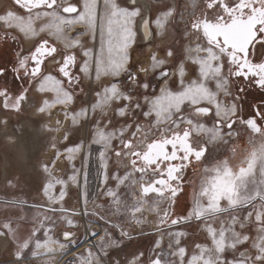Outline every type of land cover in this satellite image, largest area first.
<instances>
[{"label":"rangeland","instance_id":"1","mask_svg":"<svg viewBox=\"0 0 264 264\" xmlns=\"http://www.w3.org/2000/svg\"><path fill=\"white\" fill-rule=\"evenodd\" d=\"M213 1L141 0L139 5L128 7L127 0H102L100 9L96 10L97 0H93L89 8L95 11L89 16V22L85 26L63 23L57 37L49 28L54 23V14L57 18L75 16L81 11L83 0H56L51 8L34 10L0 0V25L15 32L20 52H30L45 38L59 47V56L67 52L76 55L82 82L77 91L65 84L55 72L61 58L58 57L22 93L16 108L7 109L0 102L3 119L0 124L15 129V138L11 141L0 136V170L5 161L10 164L0 172V189L9 188L16 194L0 193V198H12L24 208L29 207L23 204L46 202L58 205L52 208L77 211L83 204L102 215L106 224L97 243L100 254L84 248L65 256L59 231L55 235L48 232L50 227L39 230L28 224L24 227L19 219L13 228L10 218L0 217V232L4 234L8 229L11 239L26 241L24 244L28 245L15 261L5 257V253L0 255V264H187L190 257H196L195 264H233V261L264 264V208L249 204L238 211L177 224L184 217L175 218L171 213L170 190L156 184L151 193L142 192L143 186L166 176V167H150L138 158L131 159L133 151L140 155L151 141L168 134H178L194 148L207 149V158L203 160L226 154L235 135L229 124L234 118L231 106L236 98L226 58L205 40L200 29L202 20L213 19L218 14L217 6L209 5ZM226 1L230 4L236 0ZM67 3L78 5V11L70 15L63 13L62 6ZM146 4L155 40L150 45L141 44L143 39L138 32L137 16L145 14ZM96 14L107 21L108 37L96 35L93 23ZM18 19H30L29 35L20 31ZM26 48L30 49L25 51ZM126 58L129 59L127 68L118 77L114 76V67L124 64ZM164 68H169V74L159 81L156 73ZM45 75L53 77V86L58 92L37 90ZM115 81L119 83L120 97L109 99L106 93ZM162 88L164 94H191V99L178 106L167 101L155 103ZM202 107L210 108L212 113H198L197 109ZM54 114L58 115L55 127L52 125ZM26 118L38 130L35 136L26 132L32 139L31 146L23 140L24 151L18 153L13 142L16 143L21 132L24 134L22 125ZM63 119L67 123H62ZM194 127H204L205 134L193 131ZM85 146L89 151L87 158L83 152ZM50 151L51 158L47 161L44 155ZM227 161L232 162L233 158ZM59 163L63 164L62 168ZM239 179L243 184L241 204L245 201L243 198L264 191L263 180L255 190L247 187V174ZM81 193L85 195L83 203L79 198ZM59 203H63L61 207ZM198 206L206 208L202 204ZM54 215L63 229H81V219L74 214L63 211ZM82 239L79 237L77 242Z\"/></svg>","mask_w":264,"mask_h":264},{"label":"flooded vegetation","instance_id":"2","mask_svg":"<svg viewBox=\"0 0 264 264\" xmlns=\"http://www.w3.org/2000/svg\"><path fill=\"white\" fill-rule=\"evenodd\" d=\"M6 1L24 10L25 7L34 10L32 6L35 5H39L36 9L44 8L49 2V0H31V3L24 0ZM209 5L212 8L217 6L218 14L215 18L206 20L209 25L205 26L204 30L202 28L204 20H202L200 29L205 40L227 60L229 80L236 98L235 104L231 106V116L234 115V118L229 128L233 129L235 135L225 150L226 154H221L220 158L214 160H203L208 155L207 149L194 148L190 145L196 155L185 158L184 174L181 179L177 182L178 172L176 179L168 185L170 192L176 191L172 201V214H175L176 207L181 204L179 201L186 203L187 207L183 209L185 212L191 209L187 177L199 173L201 169L210 175L208 178L210 185L205 192L209 191L208 195L211 197L225 195L240 198L242 187L239 189L235 185L241 183L239 179L241 175L247 174L250 189L256 190L260 186L257 183H261L262 180L264 183V0H236L230 4L226 0H214ZM29 49L26 48L25 51ZM58 57L61 58L57 61L56 74L62 77L69 88L79 90L82 82L77 72L78 58L74 53L67 52L59 56V47L45 38L40 39L30 52H20V42L15 32L6 30L0 25L1 104L7 109L16 108L15 104L17 100L20 102L22 93L37 78H41L48 63ZM197 112L209 115L212 110L198 108ZM192 130L195 131L194 128ZM205 130V128L201 130V133L205 134L203 132ZM180 139L182 140V137L178 134H168L165 138L158 140L166 141V148L171 152L173 147L177 148ZM140 155L131 154V159L142 160ZM229 158H233V161H227ZM175 162L177 161L173 164ZM154 166L166 167V164H153L152 167ZM219 168H223V171H219ZM204 185L205 183L203 188L206 189ZM172 186H175V189L172 190ZM249 204L264 208V191L255 192ZM242 205L232 204L222 209L212 210L206 215L220 216L238 211L243 207Z\"/></svg>","mask_w":264,"mask_h":264},{"label":"bare ground","instance_id":"3","mask_svg":"<svg viewBox=\"0 0 264 264\" xmlns=\"http://www.w3.org/2000/svg\"><path fill=\"white\" fill-rule=\"evenodd\" d=\"M92 1L93 0H83V3H82V9H81V11H79L78 12V14L77 15H75V16H70V17H60V18H57L56 17V14H54V23H52L51 25H50V29H51V32H53V34H55L57 37H59V31H60V28H61V26H62V24L63 23H69V24H73L74 23V26L75 25H83V26H85L84 24H85V22H89V21H87V20H89L88 18H89V16L95 11V8H93L92 9V11L90 10V3H92ZM101 1L102 0H97V3H96V5L95 6H97L96 7V10H99L100 9V3H101ZM128 1V4H127V6L128 7H134V6H136V5H139V3L141 2V0H127ZM92 6H93V3H92ZM90 7V8H89ZM145 7V9H146V11L144 10V9H142V11L144 12L145 11V14L142 16V17H140V15L139 16H137L138 17V19H137V21H138V32H139V34L141 35L140 36V38H141V40L143 39V42H141V44H148V45H150L151 43V41L153 42L154 41V34H153V29H152V27H151V25H150V20H149V8H148V6H147V4L144 6ZM136 9H139V6H138V8H136ZM149 11V12H148ZM65 14H67V13H65ZM70 14H72V13H70ZM70 14H67V15H70ZM101 14V13H100ZM100 14H96L97 15V17H96V19H95V21H93V23H95V25H94V31H95V33H96V35H98V37H99V35H100V37H103L104 36V34H106L105 32V30H106V23H107V21L105 20V18H103V16H100ZM94 15V14H93ZM92 15V16H93ZM151 16V15H150ZM13 17V16H12ZM140 17V18H139ZM107 19V18H106ZM16 21V20H15ZM17 25H18V28L20 29V31H22L23 33H26V34H30L29 32L31 31L30 30V27L32 26L31 25V22H30V19H28V20H26V21H20L19 19L17 20ZM67 25V24H66ZM88 25V24H87ZM64 26V25H63ZM69 26V25H68ZM67 27V26H66ZM80 27V26H79ZM68 28V27H67ZM90 28V27H89ZM89 28H87V29H89ZM92 28V27H91ZM61 32V31H60ZM108 33V32H107ZM107 35V34H106ZM97 37V36H96ZM97 37V38H98ZM107 37H108V35H107ZM94 38V37H93ZM99 39V38H98ZM101 40V39H100ZM103 43V42H102ZM122 43V42H121ZM127 45V44H126ZM125 50V49H124ZM121 51V50H120ZM86 54V53H85ZM124 55V54H123ZM128 57V56H127ZM129 58V57H128ZM128 58H126V61H125V63L123 64V62H122V64L124 65L123 67H122V64L121 65H117V67H114V65H115V63H114V65H113V67H114V69H113V74H114V76H116V77H118L119 76V74L123 71V70H125L126 68H127V65H128ZM124 59V58H123ZM101 60V59H100ZM120 60V59H119ZM116 61V60H115ZM121 61V60H120ZM119 62V61H118ZM117 63V62H116ZM98 64V63H97ZM50 65V64H49ZM99 67H98V69L99 70H101V68L102 67H100L101 65H98ZM112 67V68H113ZM125 67V68H124ZM84 68H85V66H84ZM84 68H82V69H84ZM91 68V67H90ZM87 70H88V68H87ZM53 77H51L50 75H45V79H44V81H42V82H40L39 84H38V86H37V90L39 91V92H41L42 93V91L43 90H45L46 91V89H51V90H53V91H55V92H58V90L53 86V84H55V82L53 83V79H52ZM56 81H57V79H55ZM54 80V81H55ZM113 87H111L110 88V90L106 93V97L107 98H115V99H118L119 97H120V95H119V83L117 82V81H115V84L114 85H112ZM163 90H161V91H159V95H158V97L156 96V102L155 103H158V104H162V102L163 101H167V104L169 103V104H173V105H176V106H178L180 103H182V101H186V99L187 98H190L191 96V94H184V95H177L176 93V95H174V93H172L171 92V94H169V95H167V94H164V88H162ZM61 91V90H60ZM169 91V90H168ZM167 91V92H168ZM62 92V91H61ZM166 93V92H165ZM162 94V95H161ZM118 95H119V97H118ZM105 97V98H106ZM191 99V98H190ZM214 99V98H213ZM58 100H59V98H58ZM60 102H61V100H59ZM216 102V101H215ZM215 102H213V103H215ZM183 104V103H182ZM46 105H49V104H46ZM181 105V104H180ZM49 107V106H48ZM64 107H66V106H64ZM160 107V106H159ZM158 107V108H159ZM43 108V107H42ZM51 108H53V106H51ZM202 108H207V107H202ZM160 109V108H159ZM42 110V109H41ZM167 110V109H166ZM48 111V110H47ZM56 111V110H55ZM158 111V110H157ZM218 111V110H217ZM216 111V112H217ZM48 112H50V111H48ZM60 112V111H59ZM215 112V113H216ZM219 112V111H218ZM58 113V112H57ZM56 113V114H57ZM159 113V112H158ZM1 114L2 113H0V121H2L3 119H1L2 117H1ZM52 114V113H51ZM77 115V114H76ZM160 115V114H159ZM58 115H55L54 114V116H53V122H52V125L58 120V117H57ZM60 114H59V119H60ZM88 116V115H87ZM62 117H63V115H62ZM70 117V116H69ZM74 117V116H73ZM90 118V117H89ZM79 119V118H78ZM62 120V119H61ZM71 120V119H70ZM74 120V119H73ZM4 121H5V119H4ZM67 121H68V119H67ZM75 121H77V120H74V122ZM31 120L30 119H25L24 120V123H23V128H24V134L21 132V134H20V136H18L19 138H17V140H16V143L15 142H13L14 144H15V148H16V151L18 152V153H22L23 151H24V148L22 147V141L24 140V141H26V142H28L29 143V146H31V141H32V139L31 138H29V136H35V134H36V132H37V128H35V127H37V126H34L33 124H31ZM69 122V121H68ZM62 123H67V122H65V120L63 119V121H62ZM51 125V124H50ZM63 126H64V124H62ZM54 126V125H53ZM55 127V126H54ZM194 130L195 131H197L198 133H199V131L201 132V130H204V128L203 127H194ZM56 131V130H55ZM14 132H15V129L14 128H12V127H9V125H7V124H0V136H5V138H7L8 140H13V137H14ZM26 132L29 134V136L27 137V134H26ZM87 132L84 134L83 133V135L86 137L87 136ZM94 134V133H93ZM100 134V133H99ZM98 135V134H97ZM102 135V134H101ZM15 138V137H14ZM6 139V140H7ZM99 139V138H98ZM85 142V144H86V141H84ZM11 143V142H10ZM24 146V145H23ZM83 152H84V156H85V158H87L88 157V154H87V152L89 153V151L87 150V148H86V146L84 147V150H83ZM26 153V152H25ZM51 154H52V151H50V152H48V153H46L45 155H44V157H45V159L47 160V161H49L50 160V158H51ZM9 162V161H8ZM62 165L63 164H61V163H59V168H62ZM9 167L10 166V164L9 163H7V161H5V163H4V168H3V170H5V167ZM3 167V166H2ZM81 200H82V202H85L84 200H85V195L83 194L82 196H81ZM86 206V205H85ZM83 209H82V211L83 212H87V208L86 207H82ZM86 208V209H85ZM77 211H75V210H71V212H68V213H72V214H74L75 216H81L80 214L82 213L81 211H79L78 209H76ZM62 211V210H61ZM64 212H67V211H64ZM87 227V229H88V234L90 235L92 232H93V229H92V227H90L89 228V226H86ZM121 230V229H120ZM91 236V235H90ZM90 236H89V238H90ZM98 238V237H97ZM53 242H54V240H53ZM63 243H64V246H67V245H69V244H71V246H73V244L75 243V240H73V239H71L68 243H66V242H64L63 241ZM10 243H9V241L7 240V238H6V235H5V233L3 234V233H1L0 232V250L2 249H7L8 248V245H9ZM57 244V243H56ZM43 246V245H42ZM38 247H39V245H38ZM46 248H47V246H45ZM45 248V249H46ZM8 250V249H7ZM86 251H90V249L89 250H86ZM94 251H96L97 253H101V252H99L100 250H98V247L97 248H95L94 249ZM96 253V254H97ZM98 254V255H99ZM245 254H246V252H245ZM71 254H69V255H66V256H70ZM196 261H197V259H196V257H190V259L187 261V264H195L196 263ZM231 263V262H230ZM241 263H243V261H233V264H241ZM232 264V263H231Z\"/></svg>","mask_w":264,"mask_h":264},{"label":"crops","instance_id":"4","mask_svg":"<svg viewBox=\"0 0 264 264\" xmlns=\"http://www.w3.org/2000/svg\"><path fill=\"white\" fill-rule=\"evenodd\" d=\"M155 42V40H154ZM130 65V64H129ZM207 158V157H206ZM3 172V170L1 169L0 172ZM184 174V162L181 165L180 171L178 173V179L177 182H179V180L181 179V176ZM198 175V176H197ZM209 173L203 172L202 169L200 170L199 173L194 174L190 177L189 180H187V184H189L190 186V194H189V201L191 203V209L188 210L187 212H185L186 209V203L184 201H179L181 204L179 205V207H176L175 209V214L173 215L175 218H181L184 217L182 219V221L178 222L177 224H182V223H188V222H192L194 220H201L204 217H208L206 214L211 212L212 210H218V209H222L226 206L229 205H236V204H241L239 201L241 200V197L236 199L235 197H228L225 195H219L216 197H211V195H208V192H205L203 189V184L205 183L204 186L207 187L210 185V183L208 182V178H209ZM200 179L201 182L197 183L196 180ZM195 180V181H194ZM206 180V181H205ZM29 185H31V182H28ZM26 183V184H28ZM247 187H249V181H248V177H247ZM243 184H238L235 185L237 186L239 189L243 186ZM179 184L177 183V188H178ZM234 186V187H235ZM199 187V188H198ZM198 188V189H197ZM66 190H64L63 192V196L66 194L65 193ZM0 193L9 195V196H16V194L14 192L11 191V189L7 188L6 190H1L0 189ZM176 191H174L172 193V197L174 198ZM64 198V197H63ZM63 198L61 201H63ZM249 197L248 199L243 198L244 206H246L249 201H250ZM67 201H70L67 200ZM235 202V203H234ZM44 205H49L52 207H57L56 205L52 204V203H42ZM63 203H59V207L62 206ZM204 205L206 208H204L205 210L200 209L198 205ZM241 204V205H242ZM17 205H20V207ZM22 203L17 202L16 200L12 199V198H0V217H8L10 218L12 224H13V228L15 225V222L17 221L16 219H19L21 222H23L24 227L25 224H28L29 226H33L34 229H38L40 227H50L51 230H49V233L54 232V234L56 235V232L60 230H63L61 221H59V218L56 217V215H54L55 213H60L63 211H53V210H47L44 208H37L34 207L32 205H27V204H23L25 207H29V208H24L21 207ZM61 205V206H60ZM182 205V206H181ZM212 207V210L208 207ZM218 207L217 209L214 207ZM243 206V205H242ZM210 209V210H208ZM71 210V209H70ZM73 210V209H72ZM205 211V212H203ZM198 217H201V219H197ZM52 221V222H51ZM47 224H49L50 226H47ZM61 226V227H60ZM56 229V230H55ZM5 234H6V238L9 241L8 245V250L7 249H1L0 250V255H3L4 253L6 254L5 257H11V258H15L17 256H19V254H21L24 250V248H26L28 245L24 244L25 242L20 241L19 239H11V235L8 229L4 230ZM31 237H33V235H31ZM31 239V238H30ZM32 240V239H31ZM28 243V242H27ZM9 251H10V255H9ZM16 260V258L14 259V261Z\"/></svg>","mask_w":264,"mask_h":264},{"label":"water","instance_id":"5","mask_svg":"<svg viewBox=\"0 0 264 264\" xmlns=\"http://www.w3.org/2000/svg\"><path fill=\"white\" fill-rule=\"evenodd\" d=\"M27 3H31V0H24ZM46 1V0H41ZM56 0H49L46 7L51 8L54 6ZM18 5H20L18 2H16ZM33 9H36L39 7V5L32 6ZM25 10H31L25 7ZM78 11V5L74 3H67L62 6V12L63 13H75ZM209 25L208 22L203 21L202 22V28L203 30L206 29V27ZM206 26V27H205ZM55 47V46H54ZM169 74V68H165L161 71H158L156 73V77L159 81L163 80L167 75ZM167 142L161 141V140H153L148 144V149L143 152L140 155V159L144 161L148 166L152 167L153 164H166V176L164 178H158L153 183L149 185H145L142 187V191L144 194H149L152 192L156 186V184H159L161 186H164L166 190L168 189V185L174 181L177 177V173L180 170V166L184 162L185 158L189 157L190 155H196V152L190 148V145L187 141L184 139H180L177 143V148H174L169 152V150L166 148ZM174 161H177L173 164ZM171 189H175V186H172ZM249 204V203H248ZM247 204V205H248ZM32 206H36L38 208H44L47 210H53V211H67L71 212L70 209L67 208H52L50 206H46L44 204H28ZM197 219H201V217H198Z\"/></svg>","mask_w":264,"mask_h":264},{"label":"built area","instance_id":"6","mask_svg":"<svg viewBox=\"0 0 264 264\" xmlns=\"http://www.w3.org/2000/svg\"><path fill=\"white\" fill-rule=\"evenodd\" d=\"M133 156H138V151L132 152ZM132 156V157H133ZM158 177V176H157ZM151 184V183H150ZM82 193L79 196L81 199ZM82 202V200H80ZM83 203V202H82ZM81 206V207H80ZM77 209L81 211V216H77L81 219V229H63L59 230V240L64 241L68 243L71 239L75 240V243L73 246L71 244L64 246L65 252H63L66 255L77 253L78 251H81L82 249H93L97 247L98 241H100L101 235L105 232L104 226L106 225L104 222V219L102 215H100L97 211L90 210L87 208V206L81 204ZM82 207H86L88 210L87 212L82 211ZM86 226L92 227L93 232L89 235L88 229ZM82 235V236H81ZM90 236V238H89ZM79 237H83L82 241L80 243L77 242V239ZM98 237V238H97ZM132 237V236H129ZM64 251V250H63Z\"/></svg>","mask_w":264,"mask_h":264}]
</instances>
